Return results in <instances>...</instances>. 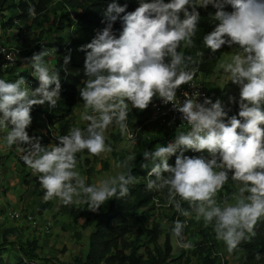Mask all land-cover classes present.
Listing matches in <instances>:
<instances>
[{
	"label": "clouds",
	"instance_id": "clouds-1",
	"mask_svg": "<svg viewBox=\"0 0 264 264\" xmlns=\"http://www.w3.org/2000/svg\"><path fill=\"white\" fill-rule=\"evenodd\" d=\"M209 5L216 10L210 14L216 26L204 35L203 47L213 55L225 45L235 49L230 62L220 66L229 82L240 88L238 116L229 117L220 99L204 98L201 103L199 92H184L185 99H177L181 86L196 87L192 82L204 57L195 43L201 20L197 9ZM28 12L36 15L34 7ZM104 17L107 26L79 48L86 53L87 78L79 88L85 126L55 134L58 143L47 146L41 138L29 136L33 107L55 108L60 100V70L49 67L45 49L31 57V74L39 82L34 90L24 77L14 82L0 78L3 146L15 145L22 154L21 160L45 192V203L56 199L63 206L86 204L88 211L99 213L105 202L129 195V186L136 181L132 175L136 155L130 152L118 159L115 166L121 171L116 175L88 185L76 170L78 154L111 153L105 137L110 127L135 143V132L127 122L131 109L143 112L155 99L172 104L184 123L174 142L143 152L142 167L152 165L145 190H166L165 206L211 227L215 239L233 254L256 237L257 225L264 222V0H139L132 12L114 0ZM117 20L122 23L118 37L113 32ZM7 59L14 57L9 54ZM70 59L69 52L65 66ZM230 101L235 103V98ZM188 150L206 151L208 156L189 157L184 154ZM172 156H176L174 166L169 164ZM230 181L235 191L218 202V193ZM156 203L159 206V200ZM186 226V220L174 221L172 236L180 248L191 250L194 244L185 237ZM255 259H261L259 252Z\"/></svg>",
	"mask_w": 264,
	"mask_h": 264
},
{
	"label": "trees",
	"instance_id": "trees-1",
	"mask_svg": "<svg viewBox=\"0 0 264 264\" xmlns=\"http://www.w3.org/2000/svg\"><path fill=\"white\" fill-rule=\"evenodd\" d=\"M133 0H115L120 6L127 5V11H135L138 5H132ZM114 0H0V17L8 10L16 9L20 12L18 18L26 21L32 19V26L25 31L24 39H29L32 36L33 27L42 28L39 33V38H44V26L51 27L55 37L54 43L44 42L42 45L33 47L27 54V58L31 59L33 54L40 53L43 50H55V53H64L67 42V37L64 33L73 28L76 32L82 33L90 42L96 37L97 33L102 31L107 26L104 13L107 6ZM170 2V0H165ZM54 6V7H52ZM29 7H34L36 15H29ZM201 20L198 25L199 31L195 39L197 48L204 51L203 63L200 65V71L196 76H203L205 79L214 74L223 54L231 50L227 45L214 55L211 50L203 47L204 35L212 32L216 26L210 20V14L216 11L211 5L207 9L198 8ZM229 11H232L230 8ZM71 13L76 17V22L72 20ZM13 18L9 21L8 26L13 27ZM6 27V26H5ZM3 30V29H2ZM122 31V23L117 20L113 25L114 34L119 36ZM23 36V35H22ZM188 51V50H185ZM195 49L190 50L189 54L194 53ZM48 57V56H47ZM45 57V58H47ZM52 58V57H51ZM55 65L53 69L60 70V75L64 74V62L59 57H54ZM85 59L77 63V67L84 68ZM18 74V75H17ZM11 80L15 81L20 77L33 78L32 74L19 73L18 64L9 70ZM25 75V76H24ZM83 84L80 86L82 87ZM73 83L61 85L60 100L51 112L49 106H34L32 121L38 122L42 117L46 119L48 128L44 133H37L33 137L41 138V143L45 146L53 141L52 132L58 135L67 134L68 130L73 127L72 119L75 110L79 104H82V99L79 96V88ZM156 100V99H155ZM154 100V101H155ZM151 106V105H150ZM150 106L143 112L134 109V114L141 124ZM233 115L238 116L239 105L232 108ZM138 124V125H139ZM170 132L157 133L153 136L148 135L146 130L141 131L137 140L140 141V149L137 153V159L133 164L132 175L136 178L135 183L129 186V195L124 199H113L105 202L99 213H93L96 219L95 230L89 238V245L84 255L76 257L73 262H61L58 259H42L37 253L39 249L38 241L32 243H16L11 241L12 232H4L0 238V264H10L5 257L9 252V247L18 248L19 254L11 264H190L189 259H184L174 254V248L171 241L172 228L174 221H185L186 218L180 216L174 209L169 206L168 211L172 214L170 223L172 224L170 233L165 232V227L162 221L156 217L158 207L155 199H158L162 205L166 204V190L162 192L146 191L145 180L147 174L151 170V163L145 169L142 164L146 163L143 159V152L154 151L157 145L168 139ZM112 154H116L115 147L111 146ZM83 156H89L87 150L84 153L78 154V164L82 163ZM82 157V158H81ZM195 157V154L193 155ZM96 158V157H94ZM176 157L169 159L170 166H174ZM20 162L23 167H27L20 157ZM89 164V159L83 161ZM166 175V174H165ZM91 177V170L87 173ZM155 177H153L154 179ZM37 186L40 187L38 178H35ZM90 185V183H88ZM87 206V205H86ZM187 208L188 205L184 204ZM85 208H81L78 212L81 213ZM194 219H189V225L185 227V237L190 234V226L193 225ZM210 230L204 232L203 243L197 247L194 246L192 254L198 257L202 264H227L214 250L215 241L210 238ZM257 235L251 242L241 244L240 248L234 254H242V264H264V222L257 225ZM259 252L261 259L257 261L255 254ZM185 254V253H184ZM56 262V263H55Z\"/></svg>",
	"mask_w": 264,
	"mask_h": 264
},
{
	"label": "rangeland",
	"instance_id": "rangeland-1",
	"mask_svg": "<svg viewBox=\"0 0 264 264\" xmlns=\"http://www.w3.org/2000/svg\"><path fill=\"white\" fill-rule=\"evenodd\" d=\"M19 1V0H16ZM139 4V0H133L132 5ZM54 7V6H52ZM230 7L226 10L229 11ZM20 12L16 9L8 10L0 17V28H2V40L11 49L20 51V59L18 61V71L23 75L29 71L32 72L31 59L27 58V54L33 47L42 45L44 42L54 43L55 35L50 26L46 25L44 38H39V33L42 28L33 27L32 36L29 39H24L26 35L25 31L32 26V19L23 21L18 18ZM13 18L14 25L9 27L8 23ZM6 26V27H5ZM12 31L9 35L6 31ZM1 34V30H0ZM23 35V36H22ZM235 49L232 48L226 51L214 74L206 78L210 95L215 99H220L228 107L234 108L239 105V86L229 82L228 77L220 66L222 63L230 62L231 53ZM49 55L45 60L48 62L50 68H54L55 60L52 55L55 54V50L49 49ZM53 53V54H52ZM69 72V78L66 82L65 76L61 79V85L67 83H73L80 87L83 81L87 78L84 76L85 69L79 67L71 68ZM5 75L9 76L8 73H0V78L5 79ZM64 75V74H63ZM25 76V75H24ZM32 79L35 83L33 90L39 86L38 80L34 76ZM68 78V76H67ZM26 79V78H25ZM8 81V80H7ZM54 87V86H53ZM235 98V103L230 101V98ZM45 106H49L45 104ZM50 107V106H49ZM50 109V108H49ZM82 111V104H79L75 110L74 117L72 119L73 127L80 126L84 127L85 122L80 119ZM33 109L31 111V117L33 116ZM45 118H42V120ZM129 128L136 129L140 124L137 121L134 109H131L128 115ZM32 124L27 129L28 134L44 133V123L40 128H36ZM139 124V125H138ZM53 141L52 143H58L55 140L56 132L51 130ZM6 133L0 130V205L6 208L8 211L19 210L22 211L24 217L14 222H3L0 223V238H2L4 232L11 231V241L16 243H32L37 240L39 249L37 253L42 259H58L61 262H73V260L82 256L86 253L89 238L91 233L95 230L96 219L92 212L87 210L86 204L69 205L63 206L59 204L58 200L54 199L45 203L43 196L44 190L37 186L35 182L36 176H33L31 170L27 167H23L20 162L21 153L16 151V146L7 148L3 146V136ZM153 136V134H149ZM106 144L115 147L116 154L105 153L99 157L94 158L93 156H83L82 163L77 165V171L86 178V183L97 184L102 179L116 175L120 169L116 168V162L118 159H123L130 152H134L136 157L138 150L140 149V141L132 143L127 136L121 135L118 128L110 127L106 133ZM131 144V148L129 145ZM89 159V164H85L83 161ZM91 170V177L87 176L88 171ZM235 191L231 181L225 185V189L217 195L218 202H222L225 197H231ZM85 208L81 213L78 211ZM168 207H161L157 210L156 217L159 218L165 227V232H171L170 219L172 214L167 210ZM28 216L31 219H28ZM187 219H193L191 217ZM51 221L53 224L52 229L49 233L45 231L46 222ZM210 230V238L215 241L214 250L227 264H242V254H231L229 255L223 242H219L215 239V234L211 227L204 228L203 222L197 223L195 220L193 225L190 226V234L186 236V239L191 240L194 246H198L203 243L204 232ZM172 245L174 248V254L178 257L184 256V259H189L190 264H202L198 257H195L192 252L193 250H184L178 246L171 236ZM199 247V246H198ZM185 253V254H184ZM19 254L18 248L9 247V252L6 253L5 257L9 263L13 262L16 255ZM10 263V264H11ZM56 263V262H55ZM40 264V263H37ZM42 264V263H41Z\"/></svg>",
	"mask_w": 264,
	"mask_h": 264
},
{
	"label": "built area",
	"instance_id": "built-area-1",
	"mask_svg": "<svg viewBox=\"0 0 264 264\" xmlns=\"http://www.w3.org/2000/svg\"><path fill=\"white\" fill-rule=\"evenodd\" d=\"M71 18L73 21L76 22V17L73 13L70 14ZM74 30L73 28H71ZM1 34H0V49H3L4 51H0V73H8L10 69H12L19 61L20 59V51L16 49H11L8 47L5 43H3L2 40V28H0ZM12 31L7 30L6 34H10ZM12 54L14 59L12 61L7 59V55ZM4 65H8L7 67L4 68ZM18 75V74H17ZM5 79L8 80L9 82H14L11 80V76L5 75ZM27 83L29 84L30 87H33L34 81L30 78H26ZM196 87H193L192 84H186L181 86L180 89L177 91V99L180 101H183L185 99L184 97V92H188L190 95L194 94L195 92H199L201 95L199 97V101L202 103L204 98H210L215 102L216 100L210 95L208 85L206 82V79L203 76H196L192 82ZM225 106V111L228 112V116L231 117L233 116L232 113V108L228 107L225 103H223ZM50 112L52 108L50 107ZM128 126H129V119H128ZM184 123V121L181 118V114L178 113L177 111L174 110L172 104L164 105L162 101L159 99H156L153 101V103L150 106V109L148 113L145 116L144 121L136 128L133 129V132H135V141L137 140L139 134L141 131L146 130V133L149 138V134H157V133H168L170 132V136L168 139H166L163 143L162 146H167L168 143L174 142L176 135H177V130L180 129L181 125ZM184 131H187V125L184 126L183 128ZM186 156L193 157L195 154V157L199 156H205L207 157L208 154L205 151L204 153H198L194 152L191 150H188L184 153ZM179 155V153H177ZM176 156H172L170 158H173ZM169 158V159H170ZM210 158V157H209ZM158 199H155V203ZM157 205V203H156ZM166 205V204H165ZM162 205L159 201V206L162 207H169ZM22 211L19 210H14V211H8L6 208L1 207L0 205V223L3 222H14L18 221L22 217H24ZM25 218V217H24ZM31 219V217L28 216V219ZM188 220L187 221V226L189 225ZM53 224L51 221L46 222L45 226V231L47 233L50 232L52 229Z\"/></svg>",
	"mask_w": 264,
	"mask_h": 264
},
{
	"label": "crops",
	"instance_id": "crops-1",
	"mask_svg": "<svg viewBox=\"0 0 264 264\" xmlns=\"http://www.w3.org/2000/svg\"><path fill=\"white\" fill-rule=\"evenodd\" d=\"M64 35L67 37V42H66L67 49H65L64 53H62V54L55 53L54 55H52L53 56L52 58L54 60L55 59L54 57H59L64 62V57L67 56V55H69V52L71 53L70 62L67 64V66H64V75L61 76V79H63L64 76H65V73H66V75L68 74L67 75L68 78H67V76L65 78V80L67 82L68 80H70V78H69V72L73 73L71 71V68L77 67L76 66L77 63L80 60L86 58V53L79 51V48L81 46H83V45H86L87 43H90V39L89 38H86L82 33H78L75 30H72L71 28L69 30H67L64 33ZM65 67H66V70H65ZM84 76H85V74H84ZM42 118L38 122H33V123H36V124H34V126H36V128H40V125L42 126V124L44 123V130L46 131V129L48 128V123H47L46 119H43L42 120ZM36 134H29V136L30 137H33Z\"/></svg>",
	"mask_w": 264,
	"mask_h": 264
}]
</instances>
